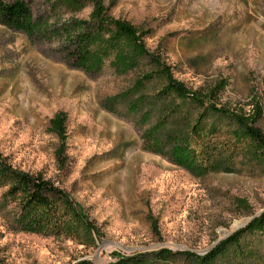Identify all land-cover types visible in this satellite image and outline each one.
I'll return each instance as SVG.
<instances>
[{"label":"rangeland","instance_id":"1","mask_svg":"<svg viewBox=\"0 0 264 264\" xmlns=\"http://www.w3.org/2000/svg\"><path fill=\"white\" fill-rule=\"evenodd\" d=\"M25 1L35 19L50 25L71 17L51 13L55 0ZM103 2L112 17L145 34L148 53L188 90L204 93L224 84L215 104L230 112L249 114L259 102L257 128L264 136V0ZM90 12L87 7L75 18ZM148 70L143 63L117 76L106 62L87 74L71 65L58 42L0 24V162L63 190L91 230L20 232L18 201H4L7 187H0V264H114L113 254L143 264H192L178 254L204 257L264 213V161L248 141L234 137L229 117L209 114L191 136L197 166L191 171L171 163L166 141L150 148L145 134L155 124L165 123L160 135L185 139L199 112L168 113L171 100L153 99L163 86L155 78L142 88L143 104L126 94ZM57 113L66 116L63 165L49 130ZM240 244L239 252L230 249L210 264H264V235L245 233ZM164 250L172 254L165 262L157 258Z\"/></svg>","mask_w":264,"mask_h":264},{"label":"trees","instance_id":"2","mask_svg":"<svg viewBox=\"0 0 264 264\" xmlns=\"http://www.w3.org/2000/svg\"><path fill=\"white\" fill-rule=\"evenodd\" d=\"M87 7H91L87 19L75 18ZM50 10L55 16L66 14L71 17L63 24L56 22L50 25L42 18L35 19L25 0L10 2L0 0V24L6 29L20 32L29 38L58 42L71 65L87 74L98 73L108 62L114 74L124 76L136 72L143 63H147L149 70L136 81L126 94L134 93L139 97V104H143L145 96L141 95L142 88L144 84L151 83L155 78L161 81L163 86L153 99L159 103L162 102V99L171 100L168 105V113L176 116L183 113L182 111L188 107L195 108L199 112L194 125L190 127L189 136L185 139L183 134L174 137L169 134L160 135L165 129V123L160 126L155 124L145 134L151 149L160 147L163 141L170 144L169 158L173 165L188 171L197 167L188 142L192 135L202 130L203 123L209 114L229 117L236 127L233 131L234 137L244 138L248 141L253 146L254 153L261 155L264 161V136L257 128V123L263 115L259 102L255 101L252 104L249 114L230 112L215 104L216 97L225 87L224 84H218L214 89L204 93L188 90L183 83L174 79L171 69L166 64L162 63L155 55L148 53L144 44L145 34L128 21L112 17L110 8L104 5L103 0H55L50 4ZM112 104V100H109L107 109L113 113L110 108ZM153 107L155 109V106ZM132 109V112L135 113L136 108L132 107ZM157 109L160 111L162 106H158ZM150 113L148 111L142 115L143 123L149 119ZM65 122L64 113H57L49 121V130L58 140L55 154L61 165L65 162ZM0 187H7L4 201H18L15 223L20 232L46 235L58 234L63 231L70 234L79 231L74 226H78L81 231L87 233L91 231L83 221V217L69 202L66 193L54 187L40 175L12 170L0 162ZM237 204L240 208L247 210L244 201L237 200ZM3 208H0V211ZM62 211L66 212L65 215H69L68 221L64 219ZM245 233L264 235V213L251 221L245 229L236 232L220 243L204 257L188 252L179 253L178 256L192 264H210L230 249L239 252L240 241ZM113 256L116 258L114 264H143L142 260L122 258L117 254H113ZM171 257L172 254L166 250L157 255V258L163 262Z\"/></svg>","mask_w":264,"mask_h":264}]
</instances>
